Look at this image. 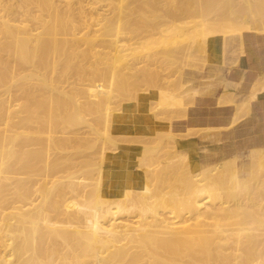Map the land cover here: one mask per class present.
Segmentation results:
<instances>
[{"label":"bare ground","instance_id":"6f19581e","mask_svg":"<svg viewBox=\"0 0 264 264\" xmlns=\"http://www.w3.org/2000/svg\"><path fill=\"white\" fill-rule=\"evenodd\" d=\"M107 1L109 3L105 7L98 5ZM235 2L236 0H0V55L5 52L4 56L8 57L6 54L8 53L9 58L4 57V60L6 59L8 63L11 58V63H13V67L10 69L9 66H5L8 71H4L11 70L13 75L9 76L11 82L9 81V86L6 84L8 88L5 87L7 90H4L5 95L2 98L6 96L7 92L8 96L5 98L9 97L16 102L18 101L16 94L20 90L25 93V96L23 94L19 98L23 99L24 96V100H27V102L24 101L26 105H23L24 109L22 110L21 104L16 105V102L13 105L14 103L11 104L12 100L9 104V101L5 102L6 99H3L4 103H8L7 109L4 104L6 110L1 109L3 106L0 104L2 112L3 110L7 112L6 114L0 112V264H264V199H259L247 207H242L238 203L232 205L229 203L230 205L227 204V206L224 205L225 200L224 202L214 200V203L211 202L214 198L211 196L212 192L215 194L217 190L219 193V189L221 190L226 185L214 189L216 186L213 187L214 184H211L213 179L219 180L215 183L217 185L224 176L226 178V175L229 174L233 181L232 187L240 186L243 182L245 185L247 184L248 179L239 173L236 158L217 164L211 170L204 171L203 169L200 173H198L199 171L197 173L186 172L187 168L184 173L182 172L183 176H180L182 175L180 173H178L179 177L174 175L177 178L173 181L180 183L176 182L177 185H171L173 183L169 184L168 182L171 189L174 186L179 189V184L186 186V188L179 186L180 191L190 188V193H188L191 196H188L187 193H185L187 196L184 193L181 194L183 191L178 193V195L185 196L182 199L189 197L187 200L184 199L186 202L181 200L182 203H185L183 206L187 205L189 209L186 208L184 211L183 208H179L177 203L175 206L178 205V207L175 208H178V211L180 209L179 212L183 213L186 210L187 213L192 212L194 219H188V216H185L187 219L181 216L183 217L181 219L178 215L179 212L176 213L175 209L171 207L174 205L171 202L168 203L169 195L167 198L164 189L163 191L159 189L161 187L159 184H157L159 187L153 184L154 189H150L146 184L140 188H136L132 184L116 198L107 197L102 190V171L106 153L108 150L115 149L116 139L119 136L113 133V116L116 112L121 111L122 102L115 106H106L107 101L105 102L103 96L100 97L98 89H104V95L108 97H111V92L116 91L118 94L128 96L131 100L137 99L139 86L140 89L142 86L146 87L147 91L153 87L156 89L160 87L158 89L159 104L168 107L176 106V110L186 109L187 103L184 106L185 100L182 101L180 99L182 96L180 94L177 96V91L175 92L176 85L173 87L174 90L170 89V92L173 90L175 95L172 92L169 96L167 90L172 87H167L168 89L165 90L163 89L166 87L165 84L162 88L158 84L163 75H159V67L155 65V61L157 64L158 60H155V57L159 56L158 58L162 59L167 55L172 58L182 56L186 66L190 63L193 64L195 60L201 61L204 66L207 65V60L210 58L209 44L213 39L226 36L229 32H239L238 30L242 28L258 30L255 27L257 22L261 23L259 28L262 25L259 30L264 31V0L255 3L246 0L245 5L243 0H241V4L239 1ZM170 6L174 7L170 8ZM254 7L258 8V11L250 16L248 10ZM183 14L198 16L197 18L201 20H199L201 28L198 27L199 23L197 26L195 23L192 26L194 28L186 25L182 27L180 23H182ZM239 14L247 16L244 17L245 19L243 18V23L238 21ZM186 17L188 18V16ZM170 18H172V25L169 21ZM191 23H193L192 19ZM187 29L188 32L185 33ZM248 34L250 33L241 32L232 35V37H239L240 40H243ZM157 40H161L160 46L156 47L158 49L144 51L143 46L150 42L157 44ZM106 42L110 43L109 50L108 47H105ZM124 42L135 47L129 48L133 53L127 50L131 54L127 56L126 62L121 60L125 56L121 55L122 49L120 48L124 46L121 45ZM105 48L108 52H104ZM153 57L155 61H152ZM165 60L167 61L166 57ZM82 61L84 64L79 63ZM71 62L76 63L78 69ZM85 63H87L86 66ZM159 66L162 67V65ZM178 66L176 65V67ZM73 67L81 71L77 73L75 70L76 76L74 77L71 75L73 72L71 71L70 74L68 71L70 76L67 75L68 78L64 76L66 78L63 79L61 76L62 80H59V75L63 72H60L61 70H66L65 73H68V68L72 69ZM198 67H200L199 64ZM0 71L3 80L6 75H10V73H4L1 67ZM25 72L27 76H24ZM54 74L58 75L59 79L57 77L56 79ZM20 75H23L22 78L19 77ZM44 75H50L47 76L48 80ZM2 76L0 77L2 78ZM41 76L45 78L43 80L48 81L49 88L47 86L44 87H47L48 90L38 88V90H42L38 95L42 93L40 96L42 97L45 95H43V91H46L48 100L45 99L46 96L43 97L44 99L39 97L40 100L35 96V91L39 87L36 83L38 80L35 83L29 82ZM21 79L28 80L31 85H27L28 87L24 85L22 88ZM172 79L170 78L173 83ZM43 80V85H46V81L44 84ZM140 82H144L146 86L140 85ZM42 83H40L41 86ZM3 84L5 86L3 82L2 88ZM157 85H159L158 88ZM170 85L172 86V84ZM85 87L95 88L98 92L91 93L84 89ZM180 87H183L182 81H180ZM146 90L144 89L145 92H147ZM54 91H59L61 95L63 93V97L65 95V99L60 98L63 99L61 101L63 103L66 101L65 106H72L70 104L74 103L75 112H68L66 110L68 107L65 108V111L74 114L77 118L80 116L79 108L84 103L91 108V113L98 114L95 120L92 119L93 117L91 118L93 121L87 127L90 129V133L78 131L79 134H77L78 132L60 129L62 121L59 119L60 123L57 124L58 116L55 114L57 107L63 103L57 101L58 103H56L60 104H55L56 111H52L53 105L50 106V102L54 104V95H58V92L53 94ZM254 95L255 93L252 96L254 97ZM79 98H83V105ZM183 98H185L184 95ZM12 105L14 108L11 107ZM15 106L20 109L14 110ZM33 106L37 112L39 110L40 118L42 117L40 114L45 117L43 119L45 122L41 118L44 127H41L43 126L41 124L40 127L36 125L38 116H36L38 118L34 116L37 121L31 118L33 115L30 117V114H34L31 113L34 111ZM61 106L60 108H62ZM60 108L58 109L61 110ZM87 111L83 113L85 114ZM20 112L21 115H25L23 119L18 116ZM62 112L61 114H67V112ZM58 114L60 113L58 112ZM172 116L170 114L166 117L168 119ZM17 117L19 120L15 121L14 119ZM60 117H65V119L68 117L64 121L70 123L67 121L70 120L71 115L70 117L64 115ZM72 121L77 120L73 119ZM61 127L63 128V125ZM21 129L26 131L25 135L22 133L24 136H21ZM92 131H94V136H92ZM90 135L97 138L98 142L95 145L96 141L94 142L95 139L92 138L93 143H89L91 145L88 144V147H93L95 151L88 155L83 146L87 140L90 141L85 136L89 137ZM120 136L127 137V135ZM174 136V134L169 136L173 145L175 144L173 143ZM78 139H85V142L82 143L83 146H81L82 144L77 145ZM41 145L42 147L37 148ZM163 151L165 152V149ZM148 152H144V154L147 155ZM175 155L181 160L179 161L177 156L172 155V161L174 157L177 159V162L173 161L176 166L178 161L180 164L185 162L182 159L185 156ZM169 157L171 158V156ZM166 158L168 160V157ZM142 159L143 165H145L147 163L144 164L145 157ZM251 160L254 167L259 166L260 169L255 168L261 170L264 166V149L255 151ZM169 164L172 165V163ZM251 164L250 168L253 166ZM153 169L155 172V168ZM163 170L161 173L164 174ZM149 172L151 170L147 172V175ZM257 173H259L258 170ZM151 175L153 177L155 174ZM158 175H155L157 180L159 179ZM151 179L153 181L154 178ZM163 181L165 180L161 179L162 183H164ZM220 183L223 184V181ZM218 185L217 187H219ZM165 186L162 187L169 189L168 186ZM231 188L229 189L231 190ZM224 189L229 190L226 187ZM244 189L240 194L239 191L236 192L238 197L246 192ZM185 190L184 192H186ZM227 190L223 194H228L230 198L232 194L235 196L234 193L230 195V191L226 194ZM171 194L173 196L174 192ZM175 194L177 195V193ZM171 198L173 199L174 196ZM166 205H170L171 210ZM248 208H253L256 212L251 209L253 212L249 211L248 214V210L245 212ZM252 213H256L255 216L248 217L250 214L254 215ZM210 218L212 221L214 219H218V221L232 220L231 218L234 221L236 219L232 222L233 225L224 223L227 226L222 225L223 223L220 224V221L219 224L216 222V225H213L214 222L212 224L204 223V220ZM199 219H202L200 221L203 222H198ZM205 232L211 234L203 236L202 233ZM86 260L90 261L86 262Z\"/></svg>","mask_w":264,"mask_h":264},{"label":"crops","instance_id":"0c3cea01","mask_svg":"<svg viewBox=\"0 0 264 264\" xmlns=\"http://www.w3.org/2000/svg\"><path fill=\"white\" fill-rule=\"evenodd\" d=\"M228 38L210 41V58L202 73L189 80L181 78L183 87H189L185 92L195 95L187 102L180 94L184 106L187 103L185 113L182 109L160 111L165 106L159 105L154 88L124 102L115 113L113 133L119 136L115 149L106 153L102 171L107 197L120 196L132 184L136 188L144 185V152L156 146L157 139H170V134L175 135L171 152L185 156L187 172L208 171L236 158L239 173L249 176L253 153L264 149V44L245 37ZM170 114L174 117L168 120Z\"/></svg>","mask_w":264,"mask_h":264},{"label":"rangeland","instance_id":"374dc122","mask_svg":"<svg viewBox=\"0 0 264 264\" xmlns=\"http://www.w3.org/2000/svg\"><path fill=\"white\" fill-rule=\"evenodd\" d=\"M239 1V3L241 4L242 2H241V0H236V2L235 3H237ZM246 0H243V4L245 5V2ZM252 2H258L259 0H251ZM233 2V1H232ZM109 2L107 1V2H101V3H99L98 5H102L103 7H105V5L106 4H108ZM98 5H95V6H98ZM231 5H232V3H231ZM231 5H229V6H231ZM233 5H234V3H233ZM171 7H174V6H170V8ZM167 8H169V7H167ZM251 10H252V12H251ZM251 10H248L249 12H248V14L251 16L252 14H256V12L258 11V8H256V7H254L253 9H251ZM256 10V11H255ZM246 12H247V10H246ZM246 14V13H245ZM247 14V15H248ZM186 16H188V18L186 17ZM190 16V17H189ZM191 16H193V15H191V14H183V19H182V23H180L181 24V26L183 27H185V25L187 26V27H192V26H194L195 25V23H196V25L195 26H197V24L199 23V18H197L196 16H193L194 17V19H193V17L191 18ZM238 16H240V14L238 15ZM246 16V15H245ZM245 16H240L239 18H238V21H240V23H243V18L245 17ZM212 17V16H211ZM211 17H208V18H211ZM247 17V16H246ZM245 17V18H246ZM188 20H187V19ZM241 18V20H239ZM244 18V19H245ZM171 19V20H170ZM169 19V21H170V24L172 25V23H171V21H172V18H170ZM186 19V20H185ZM190 19V20H189ZM191 19H192V22L193 23H191ZM196 19H197V21H196ZM207 20V19H206ZM166 22H167V20H165ZM186 21V22H185ZM188 21V22H187ZM189 21H190V23H189ZM201 21V20H200ZM186 23H188V24H186ZM259 22H257V24H255L254 26L258 29V30H255V29H252V30H248V29H245V28H242L241 30H238L239 32H237V31H234L233 33L231 32H229V33H227L226 34V36H223L225 39H228V40H230V38H228L229 36H232V35H235V34H239V33H241V32H248V33H250V34H248V35H246L245 36V38H248L250 41H256V42H258V43H263L264 44V31H260L259 29H261L262 27V25L260 26V28H259V25L261 24V23H259ZM179 24V25H180ZM200 23L198 24V27H199V29L201 28L200 26ZM170 26V25H169ZM197 27V28H198ZM172 28H173V26H172ZM192 28H194V27H192ZM171 29V28H170ZM172 30V29H171ZM243 30V31H242ZM241 31V32H240ZM188 32V29L185 31V33H187ZM237 32V33H236ZM256 33H257V35H256ZM262 33V34H261ZM175 34H177V33H175ZM173 35V34H172ZM160 42H161V40H157V44H156V42L155 43H153V42H150V44H151V46H150V44H148V45H145V46H143V48H144V51L145 50H148V49H150V51H153V49H155L156 47H159L160 46ZM131 43V42H130ZM106 45H105V47L107 48L108 47V50H109V46H110V43L109 42H106L105 43ZM129 43H121V45H124V46H121L120 48L122 49V53H121V55H125L121 60L122 61H124V62H126L127 61V56L129 55V54H131V53H133L132 52V50H130L129 48H132L130 45H128ZM128 45V46H127ZM159 45V46H158ZM127 46V47H126ZM130 46V47H129ZM153 46V47H152ZM172 46H174L175 47V45H172ZM172 46H169V47H171V48H173ZM106 48L104 49V52H108V50H106ZM119 48V49H120ZM123 48H124V50H123ZM127 48V49H126ZM133 48H135V47H133ZM171 48H168L169 50L171 49ZM156 49H158V48H156ZM127 50H129V51H131V53H128L129 51H127ZM138 51V50H137ZM110 52V51H109ZM7 54V56L8 57H5L4 55H5V52H2L1 53V55H0V67L2 68V71L5 73L6 71H8V70H6V68H5V66H9V69L11 68V67H13V63H11L12 61H11V58L9 59V62L7 63L6 62V59L7 58H9V54L8 53H6ZM144 55V54H143ZM158 55H160V54H158ZM161 56V55H160ZM168 56V55H167ZM167 56H165L166 57V59H167V61L165 60V57H163L162 59H160V58H158V57H155V60L157 59L158 61H157V64H159V65H162V67L161 66H159V65H157L156 64V61L154 60V57H153V60L152 61H155V65L156 66H158L159 68V75L161 76V75H163V76H161V78L163 79L164 78V76H165V78L162 80V79H160L161 81L158 83L160 86H161V88L163 87V85L165 84V86L166 87H164L163 89H165V90H167L168 88L167 87H172V88H169V90H167L168 91V95L170 96L171 95V93L173 94V95H175L174 93L176 92L177 93V96H178V94H181V95H184L185 96V99L187 100V102H189L190 100H192V99H194V91H186L185 92V90H188L189 89V87H183V88H181L180 87V81L181 80H179L180 79V77L181 78H185V79H193V78H196L195 76H196V74L198 73V74H200V73H202L203 71H204V69L206 68V66L207 65H204L203 66V63L201 62V61H197V60H195L194 62H193V64L192 63H190L189 65H187V66H190V67H187L186 65H184V60L185 59H183V58H181L182 56H180V58H178V56L177 57H175V58H172V57H167ZM4 57L6 58L5 60H4ZM178 58V59H177ZM159 59H160V61H159ZM176 59V60H175ZM163 60V61H162ZM175 60V61H174ZM5 61V62H4ZM162 61V62H161ZM165 61V62H164ZM76 62V61H75ZM160 62V63H159ZM177 64H176V63ZM197 62H199L198 64H199V66L200 67H198V64L197 65H195ZM72 63V62H71ZM70 63V64H71ZM79 63H82V64H84L83 63V61L82 62H79ZM154 63V62H153ZM172 63V64H171ZM201 63V64H200ZM72 64H75V68L76 69H78L77 67H76V63H72ZM71 64V65H72ZM168 64H171V65H168ZM174 64H175V67H174ZM178 64H180V66H178ZM4 65V66H3ZM87 65V63H85V66ZM176 65L178 66V67H176ZM193 65V66H192ZM72 66H74V65H72ZM71 66V67H72ZM155 66V67H156ZM203 68H202V67ZM4 67V68H3ZM70 67V66H69ZM161 67V68H160ZM180 67V68H179ZM193 67V68H192ZM195 67V68H194ZM169 68V69H168ZM171 68V69H170ZM177 70H176V69ZM201 68V69H200ZM73 69H74V67L72 68V69H70V68H68V70H67V72L68 71H70V74L73 72V74H71L72 75V77H74V76H76L75 75V70L76 69H74V71H73ZM167 69H168V71H167ZM175 69V70H174ZM180 69H182V70H180ZM4 70H6V71H4ZM64 73H63V72ZM72 71V72H71ZM77 71V73L79 72V71H81V70H76ZM161 71V72H160ZM1 72V71H0ZM21 72V71H20ZM60 72H62V73H60V75H59V78H58V75H55V74H57V73H55L54 74V77L56 78H58L59 80H62L63 78H68V76H70V75H68L69 74V72L68 73H65L66 72V70H61ZM166 72V73H165ZM171 72V74H169V73ZM177 72V73H176ZM7 74H9L10 73V75H6V74H3L4 76L6 75L7 77H9V76H11V75H13V74H11V73H13L11 70H9V72H6ZM24 73V72H23ZM22 73V74H23ZM76 73V74H77ZM163 73V74H162ZM20 74V73H19ZM19 74H17V75H19ZM28 74V73H27ZM58 74H59V71H58ZM64 74V75H63ZM176 74V75H175ZM178 74H180V75H178ZM16 75V74H15ZM68 75V76H67ZM0 76H2V73H1V75ZM5 76V80H6V77ZM23 76V75H22ZM22 76L20 75L19 77H21L22 78ZM24 76H27L26 75V72H25V74H24ZM47 76H50V75H47ZM47 76H45L44 75V77H47ZM61 76H62V79H61ZM64 76H66V77H64ZM172 76H173V79H172ZM43 76H41V77H39V78H35L34 80H30L29 82H33V83H35L37 80V85L39 86V87H37V91H35V96L39 99V97L41 96V94L42 93H40V95H38V93L40 92V91H42L43 89L44 90H48L47 89V83H48V81H46V80H43V79H45V78H42ZM177 77V78H176ZM16 78H18V76H16ZM48 78L49 77H47V80H48ZM56 78V79H57ZM70 78V77H69ZM170 78L172 79V80H174L173 81V83H174V86H173V83H172V81L170 80ZM4 78H3V76H2V78L0 77V90L2 91H0V104L3 106V107H1V109H5L4 108V104L6 105V109H7V104L6 103H4L3 102V99H6L5 97L6 96H8V93L6 92V96L5 97H3L2 98V96H4L5 94V91L4 90H7V88H8V86H9V84H10V77H9V79H7L6 81L5 80H3ZM167 79V80H166ZM26 79H21V82L20 83H22L23 85H21V87L23 88L24 87V85L26 86V87H28L27 85H31V84H29L28 83V80H26ZM42 80H43V82L44 81H46V85H43V83H42ZM166 80V81H165ZM10 81V82H9ZM193 81V80H192ZM191 81V82H192ZM4 82L5 83V86H4V84H3V88L1 87V85H2V83ZM39 82V83H38ZM163 82V83H162ZM171 82V83H170ZM178 82H179V86H178ZM9 83V84H8ZM26 83H28V84H26ZM40 83H42V86H41V84ZM168 83H170V84H172V86L170 85V84H168ZM176 83V84H175ZM8 86H7V85ZM44 84H45V82H44ZM85 84H88V83H85ZM144 84V82L142 83V82H140V85H143ZM145 85V84H144ZM159 85H157V88L159 87ZM175 85H176V87H175ZM44 86H47V87H44ZM146 86V85H145ZM178 86V87H177ZM5 87H7V88H5ZM44 87V88H43ZM173 87H175V92L173 91L174 90V88ZM179 87H180V89H179ZM5 88V89H4ZM38 88H41L42 90H38ZM49 88V87H48ZM154 89H156V87H153ZM152 88V89H153ZM160 88V87H159ZM158 88V89H159ZM176 88H178V89H176ZM3 89V90H2ZM84 89H87V90H89V92H91V93H97L98 92V90H99V95H101L100 97H104L105 99V102L107 101V104H106V106H115L116 104H120L121 102V106H122V104L124 103V102H126V101H129L130 100V98L128 97V96H125L124 94L122 95V94H118L116 91H113V92H111V97H108L107 95H104V89H102V88H99L98 90H96L95 88H88V87H85ZM144 89L146 90L147 88L146 87H143L142 86V89H140V86H139V90H138V93L137 94H139L140 92H144ZM170 89H173L171 92H170ZM22 90V89H21ZM142 90V91H141ZM147 91V90H146ZM4 92V93H3ZM55 92H58V97L56 96V95H54V98H53V100H54V104L53 103H51L50 102V106H52L51 108H52V111L54 110V111H56L57 110V113L55 114V116H58V118H56V119H58L57 121V124L58 123H60L59 122V119L62 121V122H65L66 123V121H64V119H65V117L63 118V117H60V116H69L70 117V115H71V118H72V120L73 119H76L77 121L79 120H81L80 122L78 121H72L71 120V118H70V120L69 121H67V122H70V123H66V124H64V123H60V124H62L63 125V128L61 127L62 125H60V129H62V130H64V131H74V132H80V133H90V129H88L87 127L89 126V124H91L90 122H92L93 120H95V118L98 116V114L96 115V113H91V108H89L88 106H86V104L84 103V105H83V102H84V100H83V98H79V99H81V100H79L81 103H82V105L83 106H81V108H84V109H81V108H79V112H80V116L77 118V116H75L74 114L72 115V113H68L69 111H71V112H75V110H74V103H72V104H70V105H72V106H65L66 105V101L63 103V102H61L62 100L60 99V98H64L65 97V95H64V97L62 96L63 95V93H62V95L61 94H59V91H54V93L53 94H57V93H55ZM17 93V92H16ZM15 93V94H16ZM48 92H44L43 91V95L44 96H42V97H40V99H42L43 97H45V99L46 100H48L47 98H48V95H46ZM72 93V92H71ZM70 93V94H71ZM24 94V96H25V93H23L22 91H18V93L16 94V96H17V98H18V101H16L17 102V104H16V102L15 101H13V99H10L9 97H7L8 99H6L5 100V102L6 101H9V104H10V100H12V103L11 104H13V105H19V104H21V110L22 109H24L23 108V105L25 104L26 105V102H27V100H24V96L22 97L23 99H21V98H19V97H21V95H23ZM118 94V95H117ZM159 94V93H158ZM186 94V95H185ZM20 95V96H19ZM60 95V96H59ZM172 95V96H173ZM56 96V97H55ZM188 96V97H187ZM2 99V100H1ZM39 99V100H40ZM44 99V98H43ZM65 99V98H64ZM83 100V101H82ZM24 101H26V102H24ZM61 102V103H63V104H61V105H63V106H65V107H63V106H61V105H59V104H57L58 102ZM70 101H72L71 99H70ZM57 102V103H56ZM59 105V107H57V109H56V105ZM13 105L11 106V107H13ZM159 105H161V104H159ZM60 106L63 108V110H62V108H60ZM165 106V105H164ZM16 107V106H15ZM34 107V106H33ZM55 107V108H54ZM66 107H68V108H71L72 110H70V109H68V108H66ZM85 107H86V109H85ZM174 107V108H173ZM14 108V107H13ZM13 108H11V109H13ZM32 108V107H31ZM58 108H60L61 110H59ZM65 108H66V110H68V112L67 111H65ZM176 106H173V105H171L170 107H168V106H165V108L163 109V110H160V111H172V110H176ZM0 109V112H2V110ZM5 109V110H6ZM16 109H20L18 106L14 109V110H16ZM56 109V110H55ZM168 109V110H167ZM33 110L35 111H32L31 113H34V114H30V117L32 118V119H35V117L36 116H38L39 117V110H38V112L36 111V109H35V107L33 108ZM59 110V111H58ZM80 110H84V111H80ZM88 110V111H87ZM91 110V111H90ZM159 110V109H158ZM9 111V110H8ZM62 111H64V112H67V114L66 113H64V114H61V113H63ZM87 111V113H83V112H86ZM5 111L3 110V112L2 113H4ZM24 112V111H23ZM37 112V113H36ZM58 112L60 113V114H58ZM7 112H5L4 114H6ZM83 113V114H82ZM22 113L20 112L19 114H18V116H20V118H22L23 119V117L25 116V115H21ZM38 114V115H37ZM66 114V115H65ZM70 114V115H69ZM0 115H1V113H0ZM60 115V116H59ZM82 115V116H81ZM94 115V116H93ZM22 116V117H21ZM35 116V117H34ZM40 116H42L41 118H42V120L45 118L43 115H41L40 114ZM83 116H85V117H83ZM34 117V118H33ZM38 117H36V118H38ZM60 117V118H59ZM81 117H82V119H81ZM93 117V118H92ZM40 118V117H39ZM39 118H38V121H37V119H35V121H37V122H35L36 123V125H39V127H40V124L41 125H43V126H41V127H44V123H43V121L45 122V120H43V121H41V118H40V120H39ZM62 118V119H61ZM93 120H92V119ZM16 119H18V117L17 118H15L14 120L16 121ZM22 119H21V121H22ZM68 119V117L65 119V120H67ZM19 120V119H18ZM85 120V121H84ZM89 120V121H88ZM39 122V123H38ZM73 122H75V123H73ZM56 124V126H58ZM67 124H68V126H67ZM35 125V124H34ZM67 126V127H65V126ZM74 127H73V126ZM82 126H84V127H82ZM1 127V126H0ZM71 127H72V129H71ZM95 127V126H94ZM59 128V127H58ZM70 128V129H69ZM86 128V129H85ZM66 129H68V130H66ZM22 130V129H21ZM88 130V131H87ZM86 131V132H85ZM26 133V131H23L22 130V132H21V136L23 135L22 133ZM79 132L77 133V134H79ZM93 132V134H92V136H94L95 134H94V131H92ZM25 133H24V135H25ZM86 134V135H87ZM23 135V136H24ZM60 135V134H59ZM80 136V135H79ZM86 137V139H89L90 141H88L87 140V142H85L84 140L85 139H78V141L79 142H77V145H80V144H82L83 142H85V145L83 146V144L81 145V146H83L84 148H86L85 149V151L86 152H88V155H90V153L91 152H93V151H95L94 149H93V147H91V148H89L88 147V144L89 143H93V141L95 142V145L97 144V142H98V140H97V138H93V137H91V135L89 136V137H87V136H85ZM95 139V140H93V139ZM93 140V141H92ZM171 139H166V138H159L158 140H157V144H156V146H154L153 148H151L149 151L150 152H148V154L146 155L147 157H145V162H144V167H145V170L148 172V171H150L151 170V172H149V174L147 175V182L145 183L147 186L149 185V187H150V189L152 188V189H154V187H152V185L153 184H155V185H157V184H159L161 187H159L158 185V187H159V189H162L161 191H163V189H164V191H165V193H167V195H166V197L168 196L170 199H168L167 201H168V203L169 202H171L174 206H171L173 209H175V211H176V213H178L179 211H180V209H179V211H178V208H175V207H178V205H179V208H183L184 209V211H185V209L187 208V209H189L188 207H187V205H186V207L185 206H183V203L184 202H186V201H184V199H182L183 197H185L184 195H186L185 193H187L188 194V196L190 195L189 193H190V188L188 189V190H185V188H186V186L183 184V185H181V184H179V186L181 187V186H185V188L183 189V188H181V189H183L182 191H180V187L178 186V188L179 189H177V187H175L174 186V188H172L171 189V185H177V183H180V182H175V181H173V180H175L177 177H179V175L180 174H182V175H180V176H183V173H184V171L187 169V163H185L186 162V159L185 158H182V159H184L185 160V162H184V160H183V162L184 163H182V164H180L179 163V161H181V160H179V157L177 156V155H175L174 153L172 154V155H174V156H177L178 157V163H179V165H178V163H177V166H176V164L175 163H173V161L175 162H177V159H175L176 157H174V160L172 161V155H171V142H172V140L170 141ZM80 141H82V142H80ZM166 141H169V142H166ZM161 143V144H160ZM87 144V145H86ZM160 144V145H159ZM167 144V145H166ZM170 144V145H169ZM89 145H91V144H89ZM86 146V147H85ZM169 146V147H168ZM38 147H42V145L41 146H37V148ZM80 147V146H79ZM164 147V148H163ZM87 148H89V149H87ZM95 148V147H94ZM160 148V149H159ZM159 149V150H158ZM163 149H165V152L163 151ZM154 150V151H153ZM156 150V151H155ZM85 152V153H86ZM154 152H155V154H154ZM157 153V154H156ZM159 153H160V156H158L159 155ZM163 153H164V155H163ZM166 153H168V154H166ZM166 155V156H165ZM151 156V157H150ZM158 156V157H157ZM169 156H171V158L169 157ZM148 157H149V159H148ZM153 157V158H152ZM162 158V159H159V158ZM166 157H168V160H167V158ZM151 158V159H150ZM157 158V159H156ZM170 158V159H169ZM154 159V160H153ZM149 160V161H148ZM159 160V161H158ZM167 160V161H166ZM166 161V162H165ZM168 161H170V162H168ZM159 162V163H158ZM168 162V163H167ZM169 163H172V165L171 164H169ZM151 164V165H150ZM163 164H165V166H163ZM168 164V165H167ZM158 165H162L161 167L160 166H158ZM167 165V166H166ZM174 165H175V167H174ZM181 165V166H180ZM186 165V166H185ZM258 165V164H257ZM149 166H151L150 168H149ZM157 166V167H156ZM179 166V167H178ZM254 166V165H253ZM263 166V165H262ZM186 167V168H185ZM255 167H257V168H259L260 169V167L259 166H255ZM255 167H253L252 168V172H250V174H249V176L247 177V184L245 185V182H243L240 186H236V187H232L233 186V181H232V178H231V175H226V178H225V176L224 175H222V176H224V180L222 179V181H223V184L222 183H220V182H222V181H220L217 185L219 186V187H217V185H215V183L216 182H218L219 180H217V178H215V179H213L214 181H210L211 182V184L213 185V187L214 186H216V187H214V189H216V188H222L225 184V186L222 188V189H224L225 187L226 188H231V190L229 189V190H227V189H224V191L225 190H227L226 191V194L229 192V194L231 195V193H234L235 194V196L232 194L231 195V198H230V196L227 194V195H225V193L223 194V192L222 193H220V191H222V189L220 190L219 189V193L217 192V190L215 191V194L212 192V194H211V196L212 197H214V198H212V200H211V202L214 200V201H216V202H220V201H222V202H224V200H225V204L224 205H227V204H229V203H231V205L232 204H240L242 207H247V205L248 206H250V205H252V204H254V202H256V201H258L259 199H264V170H262V169H264L263 167H262V169L261 170H259V169H257V168H255ZM153 168H155V172L153 171L154 169ZM158 168H161V169H158ZM178 170H177V169ZM179 168H180V170H179ZM181 168H182V170H181ZM162 169H164L163 170V172H165L164 174L163 173H161L162 171ZM168 169V170H167ZM174 169V170H173ZM157 170H158V173H156L157 172ZM177 170V171H176ZM257 170H258V172L259 173H257ZM175 172H177V173H175ZM183 172V173H182ZM186 172H187V170H186ZM185 172V173H186ZM160 173H161V175H160ZM170 173V174H169ZM178 173H180V174H178ZM151 174H155L156 176H157V174H159L158 175V177H159V179L157 180V178H155L156 176L154 175L153 177H152V175ZM163 174V175H162ZM252 174V175H251ZM165 175V176H164ZM174 175H178L176 178H175V176ZM255 177H254V176ZM257 175V176H256ZM151 177V178H154L155 180H157V181H155L154 179H153V181H152V179L151 178H149V177ZM170 176H171V178H170ZM230 176V177H229ZM217 177V176H216ZM229 177V178H228ZM167 178V179H166ZM181 178V177H180ZM150 179H151V181H150ZM161 179L163 180H165V181H163L165 184H167V186H168V188L169 189H165V188H163L162 186L164 185L165 186V184L164 183H162L161 182ZM226 179V180H225ZM229 179H231V180H229ZM251 179H252V181H251ZM154 181H155V183H154ZM170 181H172V182H170ZM229 181V182H228ZM250 181V182H249ZM151 182V183H150ZM153 182V183H152ZM159 182V183H158ZM167 182V183H166ZM168 182H169V184L170 183H173V184H171L170 185V187H169V184H168ZM209 182V181H208ZM214 182V183H213ZM260 182V183H259ZM150 183V184H149ZM228 183H231L230 185L228 184ZM161 184H163V185H161ZM208 184H210V183H208ZM220 184H221V186H220ZM227 185H229V186H227ZM249 185V186H248ZM167 186H165V187H167ZM213 187H212V189H213ZM238 187H241L240 189L238 188ZM246 189V192H243L242 194H241V196L239 195V197L237 196L238 194V191H239V194L243 191V189L244 188ZM250 187V188H249ZM248 188V189H247ZM172 190L171 192H174V201H173V199L171 198V197H173L172 196V194H171V192L169 191V190ZM214 189H213V191H214ZM234 189V190H233ZM245 189H244V191H245ZM184 190L186 191V192H184ZM235 190H237V191H235ZM242 190V191H241ZM167 191V192H166ZM233 191H235V192H233ZM182 192V193H181ZM189 192V193H188ZM237 192V193H236ZM170 193V194H169ZM175 193H177V195H178V193H181V194H183L184 193V195H181V194H179V195H181L180 197H179V195L177 196ZM218 195H217V194ZM217 195V196H216ZM171 196V197H170ZM187 196V195H186ZM191 196V195H190ZM216 196V197H215ZM219 196H220V200H219ZM222 196V197H221ZM223 196H225V198H223ZM247 196V197H246ZM167 197V198H168ZM218 197V198H217ZM244 197V198H243ZM187 198V197H186ZM189 198V197H188ZM187 198V199H188ZM222 198H223V200H222ZM179 199V200H178ZM187 199H185V200H187ZM181 200H183L184 202L182 203V201ZM226 200H227V203H226ZM214 201H213V203H214ZM174 202V203H173ZM215 202V203H216ZM170 203V204H171ZM176 203L178 204L177 206H175L176 205ZM185 204V203H184ZM230 205V204H229ZM167 206V205H166ZM228 206V205H227ZM170 207V205L169 206H167V208L168 209H170L171 208ZM185 207V208H184ZM165 208V207H164ZM166 208V210L167 211H169L168 209ZM242 209H244V208H242ZM241 209V210H242ZM251 209H253V208H251ZM251 209H246L245 210V212L247 211V213L249 214V211H250V213L251 212H253V210H254V212H256L255 211V209H253L252 211H251ZM171 210V209H170ZM178 211V212H177ZM183 211V210H182ZM240 211V210H239ZM180 213V214H179ZM178 213V215H180V217L181 216H183V217H185V216H188V219L189 218H193L192 216H193V213L192 212H188L187 213V210H186V215H185V213H183V212H179ZM241 213V212H240ZM245 214V213H244ZM252 214H254V213H252ZM256 214V213H255ZM255 214L254 215H248V217L249 216H255ZM246 215V214H245ZM176 216H177V214H176ZM180 217H178L179 218V220H180ZM183 217H181V219L183 218ZM186 219H187V217H185ZM194 219V218H193ZM193 219H191V221L193 222ZM232 220H233V218H231ZM236 219V218H235ZM235 219H234V221H235ZM200 220H202V219H199V221L198 222H200V223H202L203 221H200ZM208 220V221H207ZM206 221L204 220V223H209V224H212L213 222V225H216L217 223L219 224V221H218V219H214L213 221H212V218H210V219H207ZM216 220V221H215ZM232 220H229V219H227V220H221L220 221V224H222V225H226V224H229V225H233L232 224V222H234V221H232ZM190 221V222H191ZM195 221V220H194ZM229 223H228V222ZM237 221V220H236ZM217 222V223H216ZM216 223V224H215ZM224 223H226V224H224ZM227 226V225H226ZM225 226V227H226ZM212 229H213V227H212ZM207 234H211V233H202V235L203 236H206ZM208 235V236H209ZM225 245H229V244H225ZM230 246V245H229ZM90 260H86V262H89ZM85 262V263H86ZM91 263V262H90ZM89 264V263H88Z\"/></svg>","mask_w":264,"mask_h":264}]
</instances>
